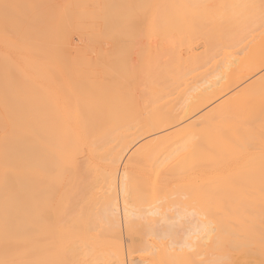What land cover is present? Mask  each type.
Masks as SVG:
<instances>
[{"label": "bare ground", "instance_id": "bare-ground-1", "mask_svg": "<svg viewBox=\"0 0 264 264\" xmlns=\"http://www.w3.org/2000/svg\"><path fill=\"white\" fill-rule=\"evenodd\" d=\"M71 1L0 0V264H264V0Z\"/></svg>", "mask_w": 264, "mask_h": 264}, {"label": "rangeland", "instance_id": "rangeland-1", "mask_svg": "<svg viewBox=\"0 0 264 264\" xmlns=\"http://www.w3.org/2000/svg\"><path fill=\"white\" fill-rule=\"evenodd\" d=\"M85 0H83V2H84ZM89 2H92L93 0H88ZM88 1L86 0L84 3H85V6L84 7H86V6H88ZM44 2H45V4L48 6V9H49V12L50 13H52V11H54L55 9H56V6H55V4L56 3H59V13L60 14H65V13H67V14H76V12L77 11H79L76 7H77V5H76V3L75 4H73V1H71V0H67V2H66V0H44ZM72 2V3H71ZM63 4V6H62V4ZM83 3V4H84ZM82 4V5H83ZM93 4H94V2H93ZM57 5V4H56ZM69 5V6H68ZM64 6H67V7H69V8H67V7H65V8H67V9H65L64 8ZM74 6H76V7H74ZM46 7V6H45ZM61 7H63L62 9H61ZM71 9H72V11H71ZM57 10H58V7H57ZM61 10V11H60ZM204 12H206V14L205 15H208L207 13H208V10L205 8L204 9ZM77 14H78V12H77ZM108 14L110 15V18L112 19V20H117L118 18H119V13L116 11V8L115 7H113L112 5H111V8H109V11H108ZM205 24H211V21H210V19L208 18L207 20H205V22H204ZM99 27L100 26H98V25H96V28L97 29H99ZM84 28V29H83ZM85 28H87L86 30H85ZM70 32L72 33V38H73V43H75L77 46H79L80 48H84V47H86L87 45H89V44H86L85 45V42H82V41H85V39H86V37L84 36V35H86V34H84V32L85 33H88L89 31H91V28L89 27H87L86 25H84V26H80V27H78V26H75V24H73L71 27H70ZM78 29V30H77ZM81 29H83V31H80ZM95 29V28H94ZM143 29H147V25L145 24V26H143ZM76 30L78 31L77 33H76ZM79 34V35H78ZM81 34H83V36L81 35ZM76 35V36H75ZM145 36H148V37H151V38H157V40H156V42H155V45H153V49L154 50H159L160 49V47L162 46V47H164V45H165V42L163 41V40H161L160 39V36L158 35V34H156V33H147V34H145ZM138 38H141L142 40L144 39V40H146L145 38H143V37H140L139 35H138ZM80 39V40H79ZM160 40H161V44L159 43L160 42ZM81 41V42H80ZM84 43V44H83ZM149 44H151V43H149ZM83 45H85V46H83ZM82 46V47H81ZM89 46H91V45H89ZM179 45V43H177V47L178 48H183V46H180ZM175 48H176V46H175ZM88 49H92L91 47H89ZM91 52H92V50H91ZM90 52V53H91ZM201 70V69H200ZM12 76H13V78L16 80V81H18V82H22V81H24V79H25V73L23 72V71H21V70H17V71H15L13 74H12ZM6 178H7V180L10 178V177H12V174L11 173H8L6 176H5ZM19 195L20 196H27V190H26V188H22V190L21 191H19ZM50 205H51V207L52 206H54L55 204H54V202L52 201L51 203H50ZM12 206L13 205H11V206H6L5 207V209H3V210H11L12 209ZM24 226L22 225L21 226V228H23Z\"/></svg>", "mask_w": 264, "mask_h": 264}]
</instances>
